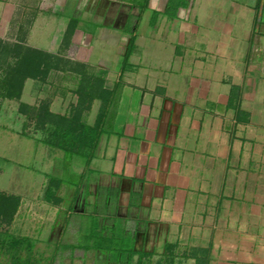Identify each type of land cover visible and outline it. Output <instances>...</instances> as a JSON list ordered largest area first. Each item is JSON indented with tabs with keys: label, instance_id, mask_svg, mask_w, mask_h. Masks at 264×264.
Listing matches in <instances>:
<instances>
[{
	"label": "crops",
	"instance_id": "0c3cea01",
	"mask_svg": "<svg viewBox=\"0 0 264 264\" xmlns=\"http://www.w3.org/2000/svg\"><path fill=\"white\" fill-rule=\"evenodd\" d=\"M0 40L61 59L23 104L69 118L66 62L107 92L89 157L48 143L40 108L0 123L1 237L57 244L53 264H264V0H0Z\"/></svg>",
	"mask_w": 264,
	"mask_h": 264
},
{
	"label": "trees",
	"instance_id": "16d2710c",
	"mask_svg": "<svg viewBox=\"0 0 264 264\" xmlns=\"http://www.w3.org/2000/svg\"><path fill=\"white\" fill-rule=\"evenodd\" d=\"M70 29L72 30V27ZM60 60L43 50L25 46L23 42L0 40V97L19 101L26 80H44L50 68L58 66ZM74 65L69 62L62 65L64 69L76 73L79 77L78 103L73 106L71 115L69 118L60 116L52 112L50 106L42 105L43 112L37 115L35 129L44 131V138L54 147L66 148V140L78 142L77 153L89 157L93 154L91 151L97 140L96 133L106 112L105 100L93 123L87 120V112L93 100L103 98L107 92L103 90L100 79L88 73L84 65ZM69 136L73 140L68 138ZM50 190L51 188L48 189V194H51ZM18 205L19 197L0 190V228L3 224L11 223ZM50 244L44 241L38 244L30 237L0 236V264H53L62 248L54 243L49 246Z\"/></svg>",
	"mask_w": 264,
	"mask_h": 264
},
{
	"label": "rangeland",
	"instance_id": "374dc122",
	"mask_svg": "<svg viewBox=\"0 0 264 264\" xmlns=\"http://www.w3.org/2000/svg\"><path fill=\"white\" fill-rule=\"evenodd\" d=\"M40 94L42 95V96H44V95H47V94H49V92L48 91H43V90H41V92H40ZM29 102H30V100H29ZM31 103H34V102H31ZM35 104V103H34ZM41 109V106H39L38 107V105H31V104H23V105H20V102L19 101H14V100H7V99H2L1 97H0V123H6V124H8V123H11L12 125H13V127L14 128H19V126H20V123H21V119L23 118V114H25L26 115V119H28L27 118V115H29L30 113H33V112H35L36 110H38V109ZM66 139H68V138H66ZM68 147H70L71 148V146H68ZM64 152H66L67 153V155H69L70 154V152H69V150L68 149H65V151ZM50 162V161H49ZM49 162H47V163H45L44 164V169L47 171V172H51L53 169H51L50 170V168H52L51 167V165L49 164ZM51 163H52V166L53 165H56L55 164V162L54 161H51ZM57 165H59V162L57 163ZM56 167V166H55ZM66 167V168H65ZM61 170V172H60V175L61 176H63V177H60V178H64L65 180L64 181H68V176H66L65 177V175L66 174H68L67 173V171H68V166L66 165V166H64V168H62V169H60ZM49 174H51L52 176H53V174L52 173H49ZM59 175V174H58ZM59 175V176H60ZM52 176H49V179L50 180H52L51 179V177ZM55 178L57 179V176H56V174H55ZM50 180H48V182H51L50 183V185H51V188H53V184L54 183H56L55 185H58V180L59 179H57V181H55L54 179L52 180V181H50ZM61 180V179H60ZM54 185V186H55ZM48 191V190H47ZM8 192V191H7ZM6 192V193H7ZM51 198V197H50ZM73 220L75 219V218H72ZM79 231V230H78ZM77 237H79V239L83 242V241H86L85 239H84V237H83V235H79L78 234V236ZM44 242H46V241H44ZM51 244H53L52 242H50ZM86 243V242H85ZM51 244L49 245V246H51ZM46 245H47V243H46ZM48 246V247H49ZM67 251H69V249H66ZM189 251H191V250H189ZM189 253V252H188ZM74 255V254H73ZM86 255V254H85ZM85 258H86V256H85Z\"/></svg>",
	"mask_w": 264,
	"mask_h": 264
}]
</instances>
